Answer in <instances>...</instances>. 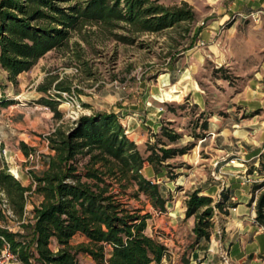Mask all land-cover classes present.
Instances as JSON below:
<instances>
[{"label": "trees", "instance_id": "obj_1", "mask_svg": "<svg viewBox=\"0 0 264 264\" xmlns=\"http://www.w3.org/2000/svg\"><path fill=\"white\" fill-rule=\"evenodd\" d=\"M195 17L194 8L184 0L171 5L161 0H0V68L14 82L47 52L67 45L73 34L86 39L82 33L86 27L132 44L142 34H189ZM194 37L195 33L189 46ZM48 89L39 87L42 92ZM56 89L55 96H42L38 102L60 118L56 97L66 89L59 85ZM8 103L0 100V105ZM206 129L205 121L201 130ZM152 136L143 154L127 136L118 113L80 115L69 126L59 124L45 135L50 152L43 155V169L29 171L28 185L15 178L0 157V193L13 215L23 221V231L0 224V251L7 244L20 264H83L79 253L95 264H160L167 248L159 237L146 232L152 215L146 206L163 213L171 195L146 178L142 168L146 162L156 174L174 176L168 175V160L186 153L193 142L168 146L182 136L167 125ZM19 144L26 155L35 151L23 141ZM257 171L264 174V159ZM263 186L264 180L253 186V192ZM30 195H36L38 203H33L30 221L25 223ZM2 198L0 194V204ZM227 198L223 191L215 202L198 189L187 193L185 216L195 217L192 231L197 239H209L214 208L223 209ZM3 213L0 206V220ZM254 221L264 226V189L256 198ZM76 235L84 239L72 244Z\"/></svg>", "mask_w": 264, "mask_h": 264}, {"label": "rangeland", "instance_id": "obj_2", "mask_svg": "<svg viewBox=\"0 0 264 264\" xmlns=\"http://www.w3.org/2000/svg\"><path fill=\"white\" fill-rule=\"evenodd\" d=\"M180 1L161 0L166 5ZM226 2L223 0L222 4ZM191 3L196 17L188 26L189 34L177 31L170 36L166 32L142 34L134 43L124 44L104 36L95 27H86L82 32L87 35L86 39L73 34L67 45L47 52L14 82L0 68V100L10 102L0 105V157L7 170L23 185H28L29 171L38 172L44 167L43 155L49 153L45 135L57 125L69 126L83 114L117 111L121 121L138 124L140 132L143 130L150 137L153 130L160 129L153 125L155 122L179 132L181 139L168 146L180 147L193 142L186 153L168 160L171 164L168 175L174 176L163 175L159 180L172 195L173 213L184 208L182 196L185 194L180 191L177 195L176 190L188 185V163H197L205 156L202 145H198L200 138L192 135L204 133L205 136L210 122L230 113H237L235 117H238L241 91L264 66V13H219L216 8L211 9V0ZM41 85L49 89L42 92ZM58 85L66 90H60V97H56L62 117L55 118L53 111L38 99L55 96ZM228 107L232 110L227 111ZM205 121L207 129L203 132L201 124ZM21 141L35 151L26 155L20 148ZM138 147L145 154V142ZM217 175L209 173L200 184L218 183L221 188ZM33 203H38L36 195L27 199L25 223L30 221ZM146 208L154 215L147 219L146 232L160 236V226L156 232L153 229L160 217L149 204ZM215 211L225 215L230 210L214 208ZM187 218L191 220L193 216H185L184 220ZM22 223V219L6 213L0 220L1 225L12 231H23ZM81 240L76 235L71 243ZM77 258L83 264H95L86 254L79 253ZM220 260L222 264H230L226 256Z\"/></svg>", "mask_w": 264, "mask_h": 264}, {"label": "crops", "instance_id": "obj_3", "mask_svg": "<svg viewBox=\"0 0 264 264\" xmlns=\"http://www.w3.org/2000/svg\"><path fill=\"white\" fill-rule=\"evenodd\" d=\"M184 1L192 4V0ZM211 1L216 5L211 4V9L216 8V12L219 13L227 11L264 13V0H226L225 4H222L223 0ZM238 100L241 107L238 117H235L237 113H230L221 120L210 122L206 135L199 139L198 144L202 145L201 149L204 150L205 156H201L197 163H188L190 166L188 185L176 190L177 195L180 191L184 192L182 198L185 208L187 193L198 189L200 194L211 196L215 202L220 197L218 192L225 185L223 192L228 198L224 208L230 211L225 215L215 211L212 215L213 226L209 239H197L192 231L195 217L184 220V208L173 213L175 204L171 200L172 195L161 182L165 195H171V199L167 203V211L163 213L153 211L160 217L155 218L158 225L153 226L154 232L157 226H160L162 232L160 231L161 234L157 237L167 248V253L160 264H222L220 258L223 256H226L230 264H264V226L253 221L256 198L260 190L264 189L263 186L253 192V186L264 180V174L257 171L260 161L264 159V66L248 80ZM228 110H232V107H228ZM242 113L244 117H241ZM121 123L127 136L137 145L152 141V135L157 133L153 130L150 137L147 132L143 130L140 132L138 124L134 125L135 123L130 121ZM153 125L156 128L161 127L157 122ZM232 157L237 159L231 164L228 160ZM183 167L179 168V172ZM142 173L146 178L158 183L163 177L162 173L156 174L153 167L146 162ZM209 173H218L221 188L218 187V183L200 184L206 180ZM195 174L198 176L193 179L192 176ZM247 176L250 181H244ZM215 195L218 198L215 199ZM233 207L235 210L232 211ZM151 217H154L153 213Z\"/></svg>", "mask_w": 264, "mask_h": 264}, {"label": "built area", "instance_id": "obj_4", "mask_svg": "<svg viewBox=\"0 0 264 264\" xmlns=\"http://www.w3.org/2000/svg\"><path fill=\"white\" fill-rule=\"evenodd\" d=\"M236 159H237L236 157H232L228 160V162L232 164L235 162ZM216 165H217V162L214 163V166ZM215 178H217V176H215ZM244 181H250V178L247 176ZM1 196L3 198L1 200L0 206L3 209V212L6 213L8 216H13V213L11 209L8 207L6 199L4 198V195L2 193H1ZM232 210H235V208L233 207ZM211 220H212V217H211ZM253 221H254V217H253ZM0 264H20L15 254L9 250V247L7 244H5L3 249L0 251Z\"/></svg>", "mask_w": 264, "mask_h": 264}]
</instances>
